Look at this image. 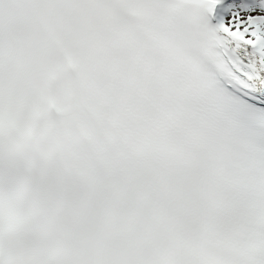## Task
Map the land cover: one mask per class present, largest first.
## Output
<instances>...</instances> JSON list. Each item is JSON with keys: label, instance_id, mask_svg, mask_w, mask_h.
Here are the masks:
<instances>
[{"label": "snow or ice", "instance_id": "6c2138e0", "mask_svg": "<svg viewBox=\"0 0 264 264\" xmlns=\"http://www.w3.org/2000/svg\"><path fill=\"white\" fill-rule=\"evenodd\" d=\"M0 264H264V0H0Z\"/></svg>", "mask_w": 264, "mask_h": 264}]
</instances>
